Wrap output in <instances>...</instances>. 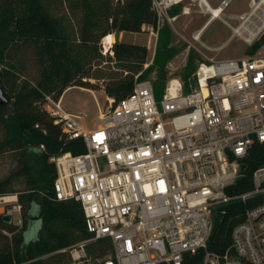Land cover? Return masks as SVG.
I'll return each mask as SVG.
<instances>
[{"label":"built area","instance_id":"obj_1","mask_svg":"<svg viewBox=\"0 0 264 264\" xmlns=\"http://www.w3.org/2000/svg\"><path fill=\"white\" fill-rule=\"evenodd\" d=\"M181 1L151 0L153 34L171 24L168 11ZM229 1L220 2L222 15ZM193 49L201 62L190 91L179 77L170 78L156 100L153 81H138L137 74L128 96L98 107L94 129L78 123L83 114L65 112L60 98L46 96L41 104L65 138L83 141V153L50 159L53 193L57 201L80 204L93 240L111 241L112 257L104 264H183L197 253L199 264H264V200L233 227L230 250L206 251L217 207L264 196V165L252 172L251 190L227 193L242 176L250 148L264 143V53L215 61ZM202 68L207 72L200 77ZM12 196L10 202L0 197V216L20 214ZM66 250L72 262L85 264L84 243Z\"/></svg>","mask_w":264,"mask_h":264},{"label":"trees","instance_id":"obj_2","mask_svg":"<svg viewBox=\"0 0 264 264\" xmlns=\"http://www.w3.org/2000/svg\"><path fill=\"white\" fill-rule=\"evenodd\" d=\"M60 1L70 12L80 14L75 37L67 33L60 18L52 15L49 0H0V89L7 100L5 105L0 104V155L12 153L16 161L15 167L0 180V197L17 195L21 219V225L14 226L0 217V264H76L66 249L79 243H84L85 264H104L111 259V241L92 239L85 228L80 204L54 198L55 168L50 159L65 153L78 155L85 149L81 138L67 139L61 134L41 104L46 96L58 100L70 87L98 90L89 79L102 80L105 96L117 102L132 92L137 74L141 81L152 72H155L153 91L159 100L165 85L166 64L176 54L169 46L170 31L166 24L158 30L150 64L146 62L147 49L141 44L116 39L110 50L112 56L105 60L97 47L105 35L155 28L151 0ZM179 11L180 3L168 15L174 17ZM263 45L261 34L244 53L254 54ZM26 50L35 57L38 75L33 79L25 73V65L15 58ZM105 61L113 63L120 74L94 76L86 70ZM199 62V55L189 51L181 76L185 93L193 88L191 76ZM263 165L264 143H256L242 159V176L227 193L251 190L252 172ZM19 179L23 188L15 190L13 185ZM263 200L264 196L258 195L245 202L236 200L217 207L206 251L223 255L230 250L233 227L242 221L246 209ZM32 205L37 207L36 220L29 214ZM34 221H39L40 228L25 243L24 235ZM200 261L201 253H197L186 255L183 264Z\"/></svg>","mask_w":264,"mask_h":264},{"label":"rangeland","instance_id":"obj_3","mask_svg":"<svg viewBox=\"0 0 264 264\" xmlns=\"http://www.w3.org/2000/svg\"><path fill=\"white\" fill-rule=\"evenodd\" d=\"M207 2L213 7L218 3L217 0H207ZM49 7L52 15L54 17L60 18L67 33L75 37L81 23L80 14L77 12H70L67 5L60 0H49ZM183 8H189V14H182ZM245 11L247 13L250 11L249 6H247V0H231L225 8L224 14H239ZM171 18V24L166 25L170 31L169 46L175 50L176 54L166 64L165 70L167 74L165 77V82L170 78L178 77L182 80L181 76L186 63L187 55L189 51L195 52L193 46L201 50V52L206 57L211 58L215 61L238 58L245 54V49L249 47L254 40H256L261 34H264L263 28L250 43L245 42L238 35H234L232 38L228 39L231 33L228 27L220 20H213L205 26L199 39L200 42L212 48V50H205L200 46L199 42L194 41L191 38V34L196 29H198L208 18L207 14L200 13L197 0H182L180 2V11L178 15ZM225 21L234 28L238 27V25L240 24L239 20L227 19ZM257 23L258 19L252 16L249 21L245 23L246 30L244 33L246 34V31L252 30ZM123 33V37H121V39L118 41H124L126 43L133 44L137 43L145 46L147 49L146 62L150 64L155 52L157 34H153L150 29H147V27L141 29L140 33ZM106 36L107 35L101 38L97 44V47L100 49L101 55L104 60L107 59V57L112 56V52L110 50L113 42H111L110 46L106 48L103 42ZM112 36L113 41L114 39L116 40L119 38V34L114 33L112 34ZM28 52L29 51L27 50L26 52L23 51L22 53H19L15 58L25 65V73H27L30 78L33 79L37 77L38 70L35 67L34 54ZM258 52L264 53V45L258 50ZM114 66L115 65L113 63L105 61L102 62L100 66H94L90 68L87 67L86 70L89 73H93L94 76L98 73L104 74L106 76L120 74V70L118 68H115ZM147 79H151L154 83L155 72L150 73ZM88 81L91 84L95 85L98 90H93L94 92L90 93L88 90L80 87H70L61 95V107L65 112L71 115L80 116L83 114L82 119L79 120L78 123L82 126H85L87 129H94L99 123L97 118L98 107H100L102 110H105L108 104L105 98V94L101 91L102 85L104 84L103 81L96 79H89ZM191 85L193 87L196 85L194 80L193 82H191ZM15 165V156H13L12 153H5L0 155V180L4 178L9 173V171L15 167ZM13 186L15 190H20L23 188V181L19 179L15 181ZM36 212L37 207L35 205H32L29 212L30 216L32 218L36 217ZM13 218L20 219V214H13ZM39 228V221H34L33 224L28 227L24 235L25 243H28L32 238H34V235ZM29 234L33 235L30 236Z\"/></svg>","mask_w":264,"mask_h":264},{"label":"bare ground","instance_id":"obj_4","mask_svg":"<svg viewBox=\"0 0 264 264\" xmlns=\"http://www.w3.org/2000/svg\"><path fill=\"white\" fill-rule=\"evenodd\" d=\"M174 1H180V0H174ZM198 5L201 8L202 12L204 14H208L209 18L211 20L216 18L223 19V15L221 14V8H212L207 0H197ZM254 16L258 19V23L253 27L252 30L246 31L245 34V23L249 21V19ZM240 24L238 27H233L234 35H238L240 38H242L245 42L250 43L258 34L259 32L264 28V0H250V11L244 15H242L239 19ZM194 40L198 41L200 39V31L195 32ZM113 40V37L107 35L104 38V45L105 47H109L111 42ZM204 72H207L206 68H202L199 72L200 77L204 74ZM4 201L10 202L14 200L13 196H6L3 199Z\"/></svg>","mask_w":264,"mask_h":264},{"label":"crops","instance_id":"obj_5","mask_svg":"<svg viewBox=\"0 0 264 264\" xmlns=\"http://www.w3.org/2000/svg\"><path fill=\"white\" fill-rule=\"evenodd\" d=\"M218 1V3L216 4V6H211L210 4V6L212 7V8H219V6H220V2L222 1V0H217ZM231 1V0H230ZM230 1H229V3H230ZM228 3V4H229ZM250 1H248L247 0V6H249V10H250ZM201 9V8H200ZM225 10V9H224ZM224 10H223V18L224 19H221V18H216V19H213V20H220L222 23H223V21L222 20H227V19H230V20H239L240 19V17L242 16V15H244V14H246L247 12L245 11V12H241V13H239V14H235V13H227V14H224ZM200 13H202V14H204L203 12H200ZM222 14V13H221ZM208 15V14H207ZM177 16V15H176ZM175 17V16H174ZM213 20H211L210 18H209V16H208V18L202 23V25L198 28V29H196L192 34H194L195 32H199L200 31V36H201V34H202V31H203V29L205 28V26L208 24V23H210V22H212ZM145 27H143L142 29H144ZM150 27H147V29H149ZM228 29L230 30V36H229V38L228 39H230V38H232L233 36H234V32H233V27L231 26V27H228ZM191 34V35H192ZM123 35H124V33L123 32H120L119 33V38L117 39V40H120L121 39V37H123ZM110 36H112V34H110ZM113 37V36H112ZM112 42L114 43L115 42V39H114V41L112 40ZM225 44V43H224ZM147 66V64L144 66V67H146ZM67 89H69V88H67ZM66 89V90H67ZM86 90H88V89H86ZM90 93H93L94 91H92V90H88ZM102 92H103V90H101ZM104 93V92H103ZM106 98V100L108 99L107 97H105ZM60 99H61V97H60Z\"/></svg>","mask_w":264,"mask_h":264},{"label":"water","instance_id":"obj_6","mask_svg":"<svg viewBox=\"0 0 264 264\" xmlns=\"http://www.w3.org/2000/svg\"><path fill=\"white\" fill-rule=\"evenodd\" d=\"M6 103H7V100H6V98H4V96L2 94V91L0 89V104L1 105H5ZM1 219H2L3 222L12 224L14 226L21 225V219L13 218L11 215H8V214L2 215ZM32 219H34V218H32ZM34 220H36V218Z\"/></svg>","mask_w":264,"mask_h":264}]
</instances>
